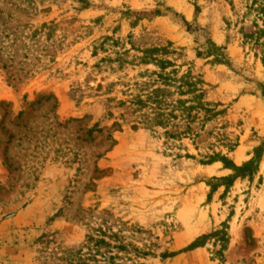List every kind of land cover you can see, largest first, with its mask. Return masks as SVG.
I'll use <instances>...</instances> for the list:
<instances>
[{
    "label": "rangeland",
    "instance_id": "rangeland-1",
    "mask_svg": "<svg viewBox=\"0 0 264 264\" xmlns=\"http://www.w3.org/2000/svg\"><path fill=\"white\" fill-rule=\"evenodd\" d=\"M245 4L0 0V264H65L54 255L100 234L132 264H264V62L239 33ZM206 31L229 64L197 56ZM169 43L232 151L139 123L134 83L156 69L140 50ZM211 143L237 166L261 148L256 172L211 187L233 174L202 163ZM223 226V248L210 235L186 249Z\"/></svg>",
    "mask_w": 264,
    "mask_h": 264
},
{
    "label": "trees",
    "instance_id": "trees-1",
    "mask_svg": "<svg viewBox=\"0 0 264 264\" xmlns=\"http://www.w3.org/2000/svg\"><path fill=\"white\" fill-rule=\"evenodd\" d=\"M197 7V6H196ZM159 14V11H155ZM187 30L191 26L182 18ZM43 27L48 24L43 23ZM205 30V29H203ZM239 33L242 42L254 51L264 62V0H246L245 11L240 18ZM142 56L138 57L143 64H153L155 70L148 71L142 75L144 79L135 82L136 93L131 95L130 102L138 108L140 122L146 126H159L164 129V134L170 139L189 138L193 144L205 133L213 136L215 141L226 151L230 152L237 146V140L232 141L221 131L223 125L214 127L215 132L206 130V126L216 120L222 110L216 104L206 100L204 80L200 75L191 70L179 73V69L173 60L166 57L167 54H175L169 43L167 46L149 47L140 50ZM197 56L212 57L214 62L229 64L225 47L217 45L209 37L206 31V40L202 44V50L197 51ZM3 67L5 65L3 64ZM211 151L204 154L203 164H211L220 161L225 168L233 171L230 176L221 178L213 177L217 181L215 185L208 182L211 187L217 184L227 186L236 177H246L254 174L258 167L261 148L255 150V156L243 162L240 166L235 165L226 154L215 150L213 143L210 144ZM218 235V241L224 246L228 238L226 227L206 234L193 241L186 249H192L201 245V241L207 236ZM111 238L116 235L105 236L103 234L93 236L87 235L84 242L77 248H64L54 255V258L65 264H132L121 256V250H126L127 245L118 240L110 244ZM117 249L113 251L114 249ZM138 254H143L135 249ZM220 251V249H219Z\"/></svg>",
    "mask_w": 264,
    "mask_h": 264
}]
</instances>
